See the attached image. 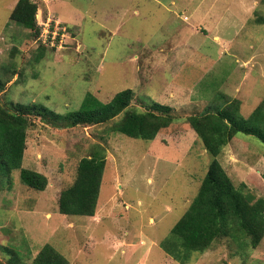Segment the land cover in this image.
I'll return each mask as SVG.
<instances>
[{
  "label": "rangeland",
  "instance_id": "obj_1",
  "mask_svg": "<svg viewBox=\"0 0 264 264\" xmlns=\"http://www.w3.org/2000/svg\"><path fill=\"white\" fill-rule=\"evenodd\" d=\"M32 1L39 32L10 20L18 0H0V74L14 61L23 73L11 75L3 105L41 103L66 113L88 92L109 102L132 89L130 109L170 105L174 121L143 141L113 131L125 112L75 126L32 114L22 167L44 174L48 185L29 188L19 171L0 178V264L16 256L29 264L46 244L69 264H182L161 243L214 158L188 118L234 99L248 114L264 99V0ZM48 18L51 28L43 25ZM98 145L106 167L95 215L62 214L61 192ZM218 160L238 188L245 183L264 198L261 141L239 134ZM187 264H264V239L247 249L223 238Z\"/></svg>",
  "mask_w": 264,
  "mask_h": 264
},
{
  "label": "trees",
  "instance_id": "obj_2",
  "mask_svg": "<svg viewBox=\"0 0 264 264\" xmlns=\"http://www.w3.org/2000/svg\"><path fill=\"white\" fill-rule=\"evenodd\" d=\"M37 12L34 1L18 0L10 20L39 32ZM14 62L4 66V72L0 74V95L5 92L11 75L20 73ZM133 96V90L126 89L109 102H103L88 92L78 109L66 113H56L41 103H17L9 108L0 102V178L19 171L24 185L36 191L46 190L48 179L44 174L22 167L32 114L75 126L108 123L125 112L113 126L114 132L143 141L155 140L159 132L174 121V109L158 102H153L152 108L146 111L130 109ZM220 98H224L223 95ZM188 122L214 158L198 194L161 247L182 264L192 261L193 255L208 251L223 238H231L247 249L258 248L264 239V198H256L245 183L238 188L218 156L239 134L254 136L264 145V99L248 114L241 110V101L234 99L217 105L214 112L194 114ZM105 167L106 152L98 145L91 156L80 161L74 184L61 192L59 210L62 214L95 215ZM15 260L11 264H28L18 256ZM29 264H69V261L55 247L46 244Z\"/></svg>",
  "mask_w": 264,
  "mask_h": 264
},
{
  "label": "built area",
  "instance_id": "obj_3",
  "mask_svg": "<svg viewBox=\"0 0 264 264\" xmlns=\"http://www.w3.org/2000/svg\"><path fill=\"white\" fill-rule=\"evenodd\" d=\"M53 23V18H48V22L47 23H44L43 22V25L48 27V28H51V25ZM57 22H55V28H56V31H60V28L58 26H60V22L58 21V25L56 24ZM64 28V27H63Z\"/></svg>",
  "mask_w": 264,
  "mask_h": 264
},
{
  "label": "crops",
  "instance_id": "obj_4",
  "mask_svg": "<svg viewBox=\"0 0 264 264\" xmlns=\"http://www.w3.org/2000/svg\"><path fill=\"white\" fill-rule=\"evenodd\" d=\"M197 29H198V28L196 27V28L194 29V31H195V32H197ZM171 51H173V52H177V53H179V52H180V51H179V49L175 50V49H173V48H172V50H171Z\"/></svg>",
  "mask_w": 264,
  "mask_h": 264
},
{
  "label": "clouds",
  "instance_id": "obj_5",
  "mask_svg": "<svg viewBox=\"0 0 264 264\" xmlns=\"http://www.w3.org/2000/svg\"><path fill=\"white\" fill-rule=\"evenodd\" d=\"M66 31H67V29H66Z\"/></svg>",
  "mask_w": 264,
  "mask_h": 264
}]
</instances>
